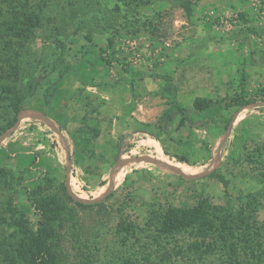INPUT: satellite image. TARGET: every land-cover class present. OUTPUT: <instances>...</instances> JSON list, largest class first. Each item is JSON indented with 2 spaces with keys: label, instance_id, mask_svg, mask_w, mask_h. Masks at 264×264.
Wrapping results in <instances>:
<instances>
[{
  "label": "rangeland",
  "instance_id": "rangeland-1",
  "mask_svg": "<svg viewBox=\"0 0 264 264\" xmlns=\"http://www.w3.org/2000/svg\"><path fill=\"white\" fill-rule=\"evenodd\" d=\"M15 1L36 36L6 56L32 88L0 132V261L17 231L9 222L35 229L33 194L65 196L62 184L104 203L99 216L79 209L93 235L94 223L110 234L117 215L142 223L152 202L201 196L237 207L253 194L264 220V0ZM13 4L0 9L14 17ZM84 137L98 141L89 155Z\"/></svg>",
  "mask_w": 264,
  "mask_h": 264
},
{
  "label": "trees",
  "instance_id": "trees-1",
  "mask_svg": "<svg viewBox=\"0 0 264 264\" xmlns=\"http://www.w3.org/2000/svg\"><path fill=\"white\" fill-rule=\"evenodd\" d=\"M10 1L16 16L0 9V132L12 125L20 102L32 88L28 73L6 62L7 52H17L14 40L22 45L36 36L34 24L18 20L23 14L33 18V13L19 6V1ZM237 17L247 22L244 12ZM45 182L38 187L44 188ZM59 189L65 196L44 191L33 194L38 212L35 229H26L21 218L9 222L17 231L11 234L13 243L0 264H264V220L256 214L260 203L253 194L237 207L202 196L192 206L152 202L142 223L117 215L110 234L94 223L90 226L96 231L93 235L81 214L97 209L95 214L102 215L104 203L86 204L70 196L63 184ZM67 241L70 248L63 247Z\"/></svg>",
  "mask_w": 264,
  "mask_h": 264
},
{
  "label": "crops",
  "instance_id": "crops-1",
  "mask_svg": "<svg viewBox=\"0 0 264 264\" xmlns=\"http://www.w3.org/2000/svg\"><path fill=\"white\" fill-rule=\"evenodd\" d=\"M258 102H261V101H258ZM102 103L103 102H101V106H102ZM257 102H255V103H251V104H248V107H251V106H253V105H255ZM99 108L100 107H98L97 108V111H99ZM102 108V107H101ZM103 110V109H102ZM258 110V108L256 109V110H251V112L250 113H254V112H256ZM132 113H134L133 111H131V114ZM42 115V114H41ZM195 115V114H194ZM43 116V115H42ZM40 118H44V117H40ZM97 121V127H98V129H101L102 130V128H101V126H102V124H106V122L104 121V118H101V119H99V120H96ZM110 125H112V121H110V123H109ZM109 125V126H110ZM111 127V126H110ZM55 131V130H54ZM145 133L146 134H148V135H146L147 137H146V139H151L152 141H155L159 146H160V148H161V150H163L162 149V146H161V144H160V140L157 138V137H155V135H151V134H149V131H145ZM100 134H101V132H100ZM99 134V135H100ZM145 140V139H144ZM143 141V140H142ZM97 143H98V141L97 140H95V142L92 140V139H89V137L86 139V137H84V138H82L81 139V145L83 146V149H84V152H86V155H89L91 152H92V150L93 149H95V151H96V147H97ZM67 147V146H66ZM149 148V147H148ZM102 149V148H101ZM149 150H150V148H149ZM101 151H103V150H101ZM68 153V156H67V158L64 160V163L65 162H67V163H69V166H68V164H66L65 166H64V168L65 169H67V168H71V158H72V156H71V152H69V148H68V151H67ZM93 153V152H92ZM117 153H119L118 151H117ZM164 153V152H163ZM101 155L103 154V152H101L100 153ZM119 161V157H116L114 160H113V163L111 164V165H109V168H111V170H114V167L116 166V164H117V162ZM113 168V169H112ZM120 171V168H118V172ZM70 172H71V169H70ZM69 172V173H70ZM71 174V173H70ZM71 176H73L74 177V175H71ZM115 182H116V180H115Z\"/></svg>",
  "mask_w": 264,
  "mask_h": 264
}]
</instances>
